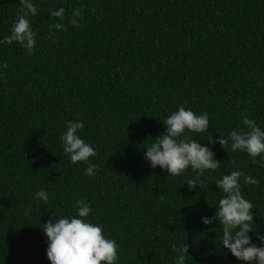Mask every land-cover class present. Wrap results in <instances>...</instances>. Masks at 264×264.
I'll return each mask as SVG.
<instances>
[{"label":"trees","instance_id":"trees-1","mask_svg":"<svg viewBox=\"0 0 264 264\" xmlns=\"http://www.w3.org/2000/svg\"><path fill=\"white\" fill-rule=\"evenodd\" d=\"M32 2L34 54L0 44V65H8L0 67V264H51L42 225L78 216L79 199L91 208L87 221L119 246L115 264H176L170 242L189 245L185 264H243L223 247L219 221L202 217H213L225 195L216 180L240 170L260 182L240 181L254 205L248 235L262 246L264 159L217 141L209 147L220 167L190 190L191 168L171 176L144 154L180 106L209 114L206 132L184 134L202 145L244 127L242 114L264 130V0ZM21 7L0 0V40ZM61 7L67 30L50 31ZM68 121L84 123L77 134L96 151L88 162L73 164L63 151ZM90 164L94 176L84 174ZM41 188L49 200L37 207Z\"/></svg>","mask_w":264,"mask_h":264},{"label":"clouds","instance_id":"clouds-1","mask_svg":"<svg viewBox=\"0 0 264 264\" xmlns=\"http://www.w3.org/2000/svg\"><path fill=\"white\" fill-rule=\"evenodd\" d=\"M21 12L11 27L10 34L0 40V44L11 45L13 42L21 45L29 55L34 54L37 33L33 30L30 19L37 15V8L32 0H20ZM51 16L58 18L57 23L50 26L56 30H67L63 23L65 9L63 7L52 11ZM83 19V9H75L69 23L79 27ZM7 64L0 67L7 68ZM250 103V101H249ZM242 114V124L238 130H232L227 137H207L208 144L202 145L198 140L185 136L186 130L192 133H204L210 126L209 114L205 111L197 115L191 109L180 106L178 111L167 116L163 123L166 132L154 137V142L146 146L145 160L150 162L152 168L159 166L171 176L182 175L191 168L195 177L187 180L190 190L199 186L201 189L204 180L201 179L206 170H216L221 161L214 158V152L209 145L218 143L227 151L246 152L255 162L256 157L264 159V130L249 116ZM83 121H68L67 130L61 136L63 151L70 155L71 163L88 162L90 157L96 155L95 149L85 142L77 133L83 129ZM96 164H90L84 174L94 176ZM241 177L245 185H258V179L245 175L240 170L231 171L216 180V185L225 194L219 199L217 211L213 217H202L207 225L218 220L222 229V245L228 249L243 264H264V236L258 238L262 246L251 241L248 235L253 230L254 205L246 199L241 191ZM37 207L39 201L45 203L49 200L48 193L41 188L35 193ZM78 216L60 217L57 220L49 219L42 225V230L48 238L47 257L51 264H115L118 260V245L113 239L106 238L100 226L88 222L91 208L84 199L75 201ZM32 211L29 206L24 215ZM172 249L178 253L176 264H185L189 255L187 243L177 246L170 242Z\"/></svg>","mask_w":264,"mask_h":264}]
</instances>
